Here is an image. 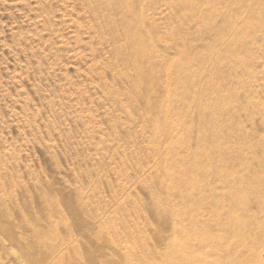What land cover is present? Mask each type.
Instances as JSON below:
<instances>
[{"label":"rangeland","instance_id":"rangeland-1","mask_svg":"<svg viewBox=\"0 0 264 264\" xmlns=\"http://www.w3.org/2000/svg\"><path fill=\"white\" fill-rule=\"evenodd\" d=\"M183 256L264 264V0H0V264Z\"/></svg>","mask_w":264,"mask_h":264},{"label":"bare ground","instance_id":"bare-ground-1","mask_svg":"<svg viewBox=\"0 0 264 264\" xmlns=\"http://www.w3.org/2000/svg\"><path fill=\"white\" fill-rule=\"evenodd\" d=\"M178 82H179V81H178ZM167 87H169V86H167ZM167 90H168V88H167ZM153 103H154V102H153ZM152 105H153V104H152ZM157 106H158V105H157ZM164 119H165V118H164ZM183 124H186V123H183ZM183 124H182V125H183ZM162 127H164V126H162ZM171 127H173V126H171ZM215 176H216V175H215ZM227 192H228V191H227ZM228 195H229V194H228ZM230 196H231V195H230ZM230 196H228V197H230ZM237 197H238V196H237ZM237 197H236V198H237ZM229 199L234 201L235 198H233V199L229 198ZM240 199H241V198H240ZM213 200H214V199H213ZM213 200H212V201H213ZM234 202H235V201H234ZM241 202H242V200H241ZM216 203H217V202H216ZM234 204H236V203H234ZM239 204H240V202H238V206H239ZM240 205H242V204H240ZM242 207H243V206H242ZM242 207H240V208H242ZM237 209H238V208H237ZM232 211H233V210H232ZM232 213H233V212H232ZM228 215H230V213H229ZM233 215H234V214H233ZM239 217H240V216H239ZM229 219H230V220H234V221H236V217H235L234 219H231V216H230V218H228V219H226V220H229ZM230 220H229V221H230ZM229 221H228V222H229ZM239 221H240V219H239ZM239 221L237 220L236 222L239 223ZM231 222H232V221H231ZM232 223H235V222H232ZM240 223H241V222H240ZM240 223H239V225L241 226ZM230 225H231V224H230ZM236 225H238V224L236 223ZM236 225H235V226H236ZM239 225H238L239 228L243 227V224H242L241 227H240ZM231 226H234V225H231ZM231 226H230V227H231ZM226 227H227V225H226ZM230 227H229V228H230ZM238 227H235V228H238ZM222 228H223V227H222ZM222 228H221V229H222ZM224 228H225V227H224ZM239 228H238L237 230H239ZM243 228H244V227H243ZM243 228H242V229H243ZM225 229H227V228H225ZM232 229H234V227H233V228L231 227V233H233V232H232ZM227 230H228V229H227ZM237 230H236V231H237ZM223 231H226V230H223ZM228 231H229V230H228ZM228 231H226V232L228 233ZM231 233L229 232V234H231ZM229 234H228V235H229ZM241 234H242V233H241ZM241 234H239V235H241ZM247 234H248V233H247ZM247 234H246V235H247ZM232 235H234V234H232ZM236 235H237V233H236ZM248 235H249V234H248ZM227 237H228V236H227ZM232 249H233V248H232ZM183 257H184V259L186 258L185 256H183ZM183 257H182V258H183ZM193 257H194V256H192V260H191V261H189V258H190V257H189L188 259L186 258V261H187V262H185V263H180V261H178L177 264H179V263H180V264H197V260H196V258H193ZM198 258H199V257H198ZM190 259H191V258H190ZM167 260H169V259H167ZM180 260H181V259H180ZM199 260H200V259H199ZM199 260H198V261H199ZM201 260H202V258H201ZM184 261H185V260H184ZM184 261H183V262H184ZM167 262H169V261H167ZM165 263H166V262H165Z\"/></svg>","mask_w":264,"mask_h":264}]
</instances>
